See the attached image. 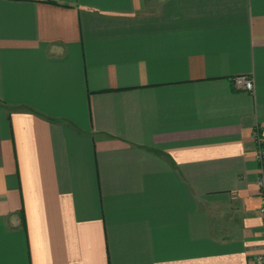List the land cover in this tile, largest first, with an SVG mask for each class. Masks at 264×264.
<instances>
[{"label":"crops","instance_id":"crops-1","mask_svg":"<svg viewBox=\"0 0 264 264\" xmlns=\"http://www.w3.org/2000/svg\"><path fill=\"white\" fill-rule=\"evenodd\" d=\"M261 173L264 0H0V264H264Z\"/></svg>","mask_w":264,"mask_h":264},{"label":"built area","instance_id":"built-area-1","mask_svg":"<svg viewBox=\"0 0 264 264\" xmlns=\"http://www.w3.org/2000/svg\"><path fill=\"white\" fill-rule=\"evenodd\" d=\"M233 83L235 84L236 88L239 90L251 92L253 89L252 80L246 75H239V76L234 77ZM257 156L259 159L262 158V151L260 149L258 151ZM257 184L260 188V195L262 198V203L258 209V213L260 216L261 225L263 226V229H264V174L263 173L260 174L257 180Z\"/></svg>","mask_w":264,"mask_h":264}]
</instances>
